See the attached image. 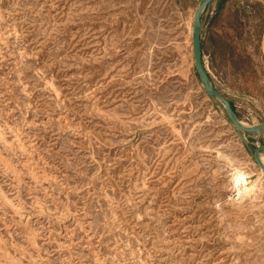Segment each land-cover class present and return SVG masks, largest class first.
Segmentation results:
<instances>
[{
  "label": "rangeland",
  "instance_id": "1",
  "mask_svg": "<svg viewBox=\"0 0 264 264\" xmlns=\"http://www.w3.org/2000/svg\"><path fill=\"white\" fill-rule=\"evenodd\" d=\"M192 20L180 0H0V264H264V134L205 94ZM238 58L212 82L261 123V63ZM234 170L260 179L242 199Z\"/></svg>",
  "mask_w": 264,
  "mask_h": 264
},
{
  "label": "crops",
  "instance_id": "2",
  "mask_svg": "<svg viewBox=\"0 0 264 264\" xmlns=\"http://www.w3.org/2000/svg\"><path fill=\"white\" fill-rule=\"evenodd\" d=\"M201 1L180 0V7L193 9L194 14ZM201 23L200 50L209 76L212 78L210 67L216 62L235 63L246 53L251 56L247 60L261 63L259 78L264 91V0H212Z\"/></svg>",
  "mask_w": 264,
  "mask_h": 264
},
{
  "label": "water",
  "instance_id": "3",
  "mask_svg": "<svg viewBox=\"0 0 264 264\" xmlns=\"http://www.w3.org/2000/svg\"><path fill=\"white\" fill-rule=\"evenodd\" d=\"M211 2L212 0H202L193 14L191 46L196 73L202 82L205 94L208 97L215 99L217 103L223 108L229 122L240 135H242V133L256 135L264 134V123L245 124L240 119L235 110L232 108L230 101L215 87L211 77L209 76L208 72L204 67L200 50V33L202 26L201 16L206 7ZM245 143L247 142L245 141ZM260 153L264 154V141L260 144H256L252 150V157L254 161L258 164V166L264 173V162L260 158Z\"/></svg>",
  "mask_w": 264,
  "mask_h": 264
},
{
  "label": "bare ground",
  "instance_id": "4",
  "mask_svg": "<svg viewBox=\"0 0 264 264\" xmlns=\"http://www.w3.org/2000/svg\"><path fill=\"white\" fill-rule=\"evenodd\" d=\"M259 181L260 179L258 177L256 179V182L248 184L243 172H240L239 170H234V172L232 173L231 184L232 187L235 188L238 192L237 199H242L250 190V188L259 183Z\"/></svg>",
  "mask_w": 264,
  "mask_h": 264
},
{
  "label": "trees",
  "instance_id": "5",
  "mask_svg": "<svg viewBox=\"0 0 264 264\" xmlns=\"http://www.w3.org/2000/svg\"><path fill=\"white\" fill-rule=\"evenodd\" d=\"M230 103H231V105H232V108L235 110V107L233 106V103L230 101ZM235 112H236V110H235Z\"/></svg>",
  "mask_w": 264,
  "mask_h": 264
}]
</instances>
